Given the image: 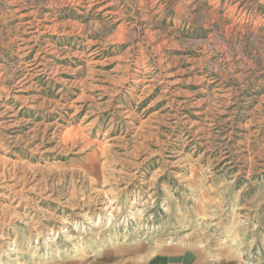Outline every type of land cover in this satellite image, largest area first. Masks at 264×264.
<instances>
[{"label":"rangeland","instance_id":"obj_1","mask_svg":"<svg viewBox=\"0 0 264 264\" xmlns=\"http://www.w3.org/2000/svg\"><path fill=\"white\" fill-rule=\"evenodd\" d=\"M201 192L264 236V0H0V264L144 261Z\"/></svg>","mask_w":264,"mask_h":264},{"label":"crops","instance_id":"obj_2","mask_svg":"<svg viewBox=\"0 0 264 264\" xmlns=\"http://www.w3.org/2000/svg\"><path fill=\"white\" fill-rule=\"evenodd\" d=\"M19 91L20 89L18 92ZM178 151L179 150H175V152L169 156L172 158L171 160L177 158L174 161H170V166L172 167L176 164L175 162L177 160L178 162L181 161V157H179L180 152ZM226 162L229 163L230 160H226L225 163ZM178 176L181 177H176L175 175L177 180L180 182L185 181L181 172L178 173ZM223 202L224 201H222L221 204ZM216 203H220L218 198L208 196L206 193L201 192L197 195H193V203L191 208L188 210L184 200L182 199L181 208L183 213L188 215H197V219H200L199 221L194 219V223H192L190 219L185 220L187 226H192L194 228V233H188V236L183 238V240L181 239L175 243L165 244L157 249L156 254L148 257H142L144 258V261L137 262L132 259L130 261L131 264H242L241 257L243 254H250V248L255 242L259 243L260 248L264 252V236L259 240V235L255 233L254 229L251 228L252 231H248L247 227L241 224L240 217L242 215L240 213L236 214L233 212L232 214L235 215V218L233 221H229L228 224L220 223L219 218L215 219V221L211 220V227L207 226V219L202 220L205 219L203 215L209 212V208ZM245 204H247V202H245L241 207H244ZM228 213L229 212H227V215ZM180 218L179 222L181 220ZM207 228L208 230L210 228L215 230L214 232L209 230V235L213 237V239L211 238V244L216 245L215 248L210 249L206 247L205 237L208 236V233L206 232ZM6 239L9 238H3L5 241ZM109 260H111V258ZM99 261H104L105 263L107 259L104 257Z\"/></svg>","mask_w":264,"mask_h":264},{"label":"bare ground","instance_id":"obj_3","mask_svg":"<svg viewBox=\"0 0 264 264\" xmlns=\"http://www.w3.org/2000/svg\"><path fill=\"white\" fill-rule=\"evenodd\" d=\"M9 116V115H8ZM112 201L113 200H111V199H108L107 197H105L103 200H102V202H101V204H103V205H105V206H103V208H101V214L99 213V215H98V217L100 216V215H102V217H104L105 218V214L107 213L106 211H108V209H110V207H112V206H110L111 205V203H112ZM131 203H137L135 200H132L131 201ZM110 204V205H109ZM102 206V205H101ZM106 212V213H105ZM129 212H130V214L128 215V218H131V219H133V218H135L137 215H136V211L135 210H133V209H130L129 210ZM82 217V216H81ZM138 218V217H137ZM106 219L109 221V222H112V216L110 215V214H108V217H106ZM88 223H89V221H88ZM85 228V227H84ZM67 231V229H65L64 227H62L61 228V230H60V232H66ZM67 234V233H66ZM69 234H67V236H68ZM68 237H70V236H68ZM3 239V238H2ZM53 239V238H52ZM51 238H50V236L49 237H46V242L48 241V242H51V241H53ZM55 239V238H54ZM6 243H13V241L11 242V241H8V239L6 240ZM9 249H13V248H9Z\"/></svg>","mask_w":264,"mask_h":264}]
</instances>
